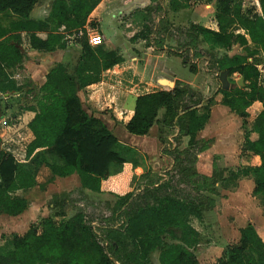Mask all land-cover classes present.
I'll use <instances>...</instances> for the list:
<instances>
[{
	"label": "trees",
	"instance_id": "trees-1",
	"mask_svg": "<svg viewBox=\"0 0 264 264\" xmlns=\"http://www.w3.org/2000/svg\"><path fill=\"white\" fill-rule=\"evenodd\" d=\"M36 1L0 0V14L8 12L16 18L12 28L31 32L29 43L37 51L65 49L68 35H73L80 50L75 63L59 62L51 67L44 84L37 89L36 108H30L35 115L28 123L33 139L26 146V159L40 156L53 176L76 174L82 189L113 195L119 207L129 208L124 228L115 230L121 244L120 259L109 255L85 215L77 213L59 223L46 217L32 224L22 236L13 234V249L0 254V264H120L122 260L127 264H151L150 255L155 251L160 264H198L193 250L199 243V233L190 225V218L202 219L210 198L207 204L206 199L167 193L148 196L142 203L131 205L132 165L116 150L121 142L100 119L82 108L78 91L99 83L104 71L123 62L118 51L89 44L88 31L98 30L89 16L99 1L55 0L47 19L28 20ZM258 3L260 13L244 12L240 0H217L218 30L191 23L185 35L194 45L201 39L211 48H240L232 55L224 52L215 64L219 73L239 75L246 89H219L214 95L221 96L219 103L237 115L243 126L252 104L259 102L262 106L252 124L243 129L245 149L259 158V165L244 173L253 177L252 193L264 207V81L255 64L249 62L254 54L264 53V0ZM149 34L145 25L132 39L148 40ZM13 38L18 40L19 36ZM21 58L17 47L0 42V70L19 63ZM11 89L0 88V92ZM212 101L213 96L204 99L188 85L176 81L171 90L137 96L124 128L129 134L145 136L158 124L161 130L175 129L180 136H187L188 145L194 147L198 132L210 117ZM160 110L163 114L159 120ZM35 169L23 166L11 153L0 151V214L18 215L26 209L27 201L10 193L33 187ZM193 175L203 182L207 180L196 172ZM195 185L203 190V184ZM239 235V241L227 245L212 264H264V242L254 227L248 224L239 230Z\"/></svg>",
	"mask_w": 264,
	"mask_h": 264
},
{
	"label": "rangeland",
	"instance_id": "rangeland-1",
	"mask_svg": "<svg viewBox=\"0 0 264 264\" xmlns=\"http://www.w3.org/2000/svg\"><path fill=\"white\" fill-rule=\"evenodd\" d=\"M167 1L146 0L147 3L141 7L126 14H119L117 26L121 28V32H124L119 33L122 41L117 43L115 39L113 40V29L107 26L110 24V16L102 18L100 31L106 40L102 46L113 48V44L116 43V51L122 52L126 60L125 68H114L111 73L113 78L109 79L108 88L113 93L112 107L107 106L98 110L106 118V127L121 142L116 149L117 152L132 165L131 186L134 199L131 205L142 203L148 196L167 193H174L187 199H206L207 204L208 199L212 198L213 201L211 200L206 207L202 220L190 219L193 226L199 230V244L193 251L200 261L206 264L215 261L227 244L237 242V230L240 226L250 218L259 219L262 215L263 205L252 193L253 177L249 173H244L245 169L248 170L257 161L251 154H248L249 159L246 158L247 154H243V158L247 159L250 165L240 169L242 166L233 164V161H237V153L235 156L221 154L224 150V137L230 135L232 138L230 142L237 144L240 134L243 135V127L247 128L252 124L255 111L251 110V115L246 118L244 126L242 120L229 109L215 112L202 133L204 139L212 138L215 145L211 146L210 153L201 156L197 151L206 146L208 141L203 143L199 141L194 147H190L188 139L177 134L175 129L161 130L158 124H155L149 133V138L142 139L129 134L123 128L124 120L128 118L133 108V95L151 90H167L175 82L172 74L183 80H189L195 74L192 81L196 87L193 90L197 91L196 88H199L201 91L197 92L204 99L209 96L214 97L219 89L227 91L246 89V83L237 74H227L225 77L227 84L223 88L215 64L216 58L224 52L233 54L239 52L240 48L234 46L229 51H224L209 47L201 39L194 45L185 35L190 22H184L183 19L180 24L174 25L167 20L165 9V6L169 7ZM199 5L201 3L194 2L191 6L195 9ZM209 17L211 19V16ZM145 25L150 31L148 40L131 39L135 34L143 31ZM70 41L73 49L68 52L66 59L75 63L80 49L73 38H70ZM150 46L151 50L148 51ZM260 62H263L260 70L264 81V59ZM189 68H194V71H190ZM37 95L38 91L35 90L32 99ZM220 97H214L211 106L215 105V98L217 101ZM28 100L31 101V98ZM111 111L119 119L113 117ZM162 112L159 111V120ZM34 160L36 162L34 168H36L41 164L40 156H36ZM222 160L225 162L223 163ZM213 164L222 168L224 173L213 171ZM231 170L237 171L230 172ZM195 172L205 174L207 180L203 182L193 175ZM186 177L191 178L190 181ZM47 181L45 184L48 183ZM52 184L55 187H52L50 192L54 190L56 194L47 197L44 205L54 221L59 223L77 213H83L109 255L120 259L122 253L118 250L121 249V244L115 230L120 232L124 228L129 207H119L117 198L113 195H102L82 189L77 175ZM195 184H203V190L199 191ZM157 257L158 251L151 254V263L158 264ZM118 262L120 263V260ZM120 264L127 262L122 260Z\"/></svg>",
	"mask_w": 264,
	"mask_h": 264
},
{
	"label": "crops",
	"instance_id": "crops-1",
	"mask_svg": "<svg viewBox=\"0 0 264 264\" xmlns=\"http://www.w3.org/2000/svg\"><path fill=\"white\" fill-rule=\"evenodd\" d=\"M54 1L55 0H37L32 10L30 11L28 20L44 21L45 19H47ZM98 1L99 3L92 10L89 16L91 19L95 20L96 24L98 25V30L96 32L89 30L88 35L100 34L104 43H106V40L100 31V26L102 23L101 21L104 16L105 17L110 16L111 18L109 22L110 24L107 26H111V28L113 29V40L115 39L117 43L118 41L121 40L119 33L124 32V31L121 32V28H118L117 26L118 15L121 13L126 14L129 11L135 10L141 7V5L147 3L146 0H98ZM216 1L217 0H211V1L168 0L166 3H169V7H166L165 4H163V6H165L167 12V20L174 25L180 24L181 20L184 19L185 20L184 22H190V24L193 23V24L201 25L216 31L218 30L215 21ZM240 1L242 3V10L244 12L251 10L253 12L260 13L258 0H240ZM194 2L201 3V5L193 9L194 6L191 5ZM209 16H211V19ZM15 19L16 18L8 12L0 14V35H2V37H0V42L3 41V44L6 46L17 47L22 56L21 61L19 63H16L15 65L0 70V88H2L3 90L5 89L7 90L8 88L11 87L13 88V90L11 89V91L0 92V151L11 153L16 158V160L19 163H21L23 166L26 167L30 166V168H34V164L36 162H33V160L36 155H34L29 160L26 159V146L33 139V134L28 128V123L33 119L35 115V112L30 108L31 107L36 108V104L34 99H32L33 98L32 95L35 90H37L39 87H41L44 84L46 80L45 77L51 67H53L56 63L59 62H69V60H67L66 57L68 56L67 55L68 52L72 51L73 49L71 48L72 43L70 41V38H73V35L72 36L68 35L66 37L67 44L65 49H56L55 51L52 52L37 51L33 49L29 43V36L31 32L23 29L12 28V23L14 22ZM62 30L63 27L60 28V31ZM15 35L19 36V39L18 40L16 39L18 42H15L16 40H14L13 38V36ZM116 43L113 44L114 47L111 49L116 50L115 47ZM149 50H151V46L148 47V51ZM119 53L123 58L122 63L113 66L109 70L104 71L101 77V81L99 83L89 85L84 89L79 90L77 93L82 108L89 115H92L100 119L104 124L106 122L105 120L106 118L104 117L103 114H100L101 112L99 110H102L101 108H106L107 106L112 107L111 101L113 99V93L112 90L108 88V86L110 85L109 79L113 78L111 73L114 68L117 67L125 68L124 66L126 60L125 56L122 55V52ZM226 53L228 55H232L231 53L230 54L228 52ZM263 59H264V53L258 52L257 54H254L251 58H249V62L255 64V66L258 68L260 73H262L260 69L263 62L260 61L261 60L263 61ZM256 60H260V61H256ZM172 75L174 76L173 78L175 79V82L179 81L181 83H184L192 89L196 87L192 81L195 78V74L189 80L179 79L178 77H176V75L174 74ZM175 82L172 85H170L167 91L171 90L175 86ZM14 88H17V90H14ZM196 89L199 92L201 91L199 90V88ZM158 90H164V89H158ZM158 90H151L133 95L132 98L133 108H134L135 98L137 96ZM204 93L205 92H203V94ZM124 94H126V92ZM216 96H220V95L219 94L214 95V97ZM28 98L29 99L31 98V101H29ZM207 98H210V96ZM219 100L220 98L217 101L215 98L214 100L215 105L210 106V117L206 122V124L204 125V128L201 131H199L197 134L196 142L202 141L203 143V141H208L204 149L201 148L197 151L198 155L200 154V156L203 155L204 153H210L209 151H211L213 145H215V143H213L214 140L212 138L204 139V136L202 135L211 117H213L214 113L219 110L221 111V110L229 109L228 107L220 104ZM98 108L100 109L98 110ZM133 108L130 111L131 114L128 116L126 120H124L123 126L132 116ZM261 109H262L261 104L259 102H254L252 106L248 109V117L249 115H251L250 114L251 110H254L255 114L252 116V121H253L254 118L257 116V114L261 111ZM110 113H112L113 117H117V119H119L118 116L114 114V112L111 111ZM235 116L239 118L237 115ZM149 133L148 135L138 136V137L142 139L149 138L148 137ZM176 133L178 134L177 131ZM240 135L241 136L238 138L236 144L235 142H230L232 138L230 137V135L227 134V136L224 137V142H225L224 150L223 152H221V154H229V155L234 154L235 156L237 153L238 154L237 161L236 162L233 161V164L237 165L238 167L242 166V168L240 169L245 168L246 165L247 166L250 165L247 160L249 159L247 157H250L248 154H251L253 156V159L257 161L254 166L259 165L258 156H255L251 152L247 151L244 147V129H243V135L242 134ZM183 138L188 139L187 136H183ZM154 139L156 138H153V140ZM235 146L236 148H234ZM243 154H247L246 155L247 159L243 158ZM222 161L223 163L225 162V160ZM198 165H200V163H198ZM213 166H214L212 168L213 171L224 173V170H221L222 168H219L215 164H213ZM198 169H200V167H198ZM35 171H36L34 175L35 185L33 187L26 190H17L15 192L10 193V195L13 197H19L25 199L28 203L26 209L18 215L0 214V254L1 255L13 249V242L11 240V236L13 234L22 236L32 224L36 225L41 219L46 217H52V215L48 213L47 207L44 205V203L46 199L50 198L51 195L56 194L54 190L50 192L52 187H55L54 184L52 183H55L59 180H63L64 178L67 177L62 178V177L53 176L51 171L42 163L36 167ZM236 171L237 170H231L230 172H236ZM73 175L76 176V174H72L70 176ZM199 175L207 177L205 174L204 175L199 174ZM47 179L49 180L47 181ZM46 181L48 183L45 184ZM211 188L213 189V186H211ZM100 194L104 195L108 193H100ZM212 204L214 205V202H212ZM206 210L207 209H205L204 211ZM192 218L195 217H191L190 219ZM248 224L254 227V229L256 230V232L264 242V207L262 210V215L259 219L252 217L244 225L239 227V229L237 230V235H238L237 242L239 241V236H240L239 230L241 228H244ZM190 225L193 228H195L191 223V221H190ZM231 228H233V226H231ZM195 229L199 231L197 228ZM234 230L235 229H232V231ZM237 242L233 244H236ZM227 245H231V244H227ZM225 247L222 249L221 254L217 256V259L215 261L207 262L206 264L215 263L222 256ZM196 258L198 264H205L202 263L197 256ZM157 262L158 264H160L158 261V257H157ZM151 264H155V263H151Z\"/></svg>",
	"mask_w": 264,
	"mask_h": 264
},
{
	"label": "built area",
	"instance_id": "built-area-1",
	"mask_svg": "<svg viewBox=\"0 0 264 264\" xmlns=\"http://www.w3.org/2000/svg\"><path fill=\"white\" fill-rule=\"evenodd\" d=\"M88 41L91 46H100L103 44V40L100 34L88 35Z\"/></svg>",
	"mask_w": 264,
	"mask_h": 264
},
{
	"label": "water",
	"instance_id": "water-1",
	"mask_svg": "<svg viewBox=\"0 0 264 264\" xmlns=\"http://www.w3.org/2000/svg\"><path fill=\"white\" fill-rule=\"evenodd\" d=\"M226 75H227V72H221L219 75V80H220L223 88H225V86L227 84L226 79H225Z\"/></svg>",
	"mask_w": 264,
	"mask_h": 264
}]
</instances>
